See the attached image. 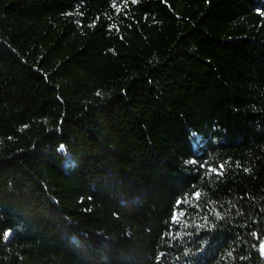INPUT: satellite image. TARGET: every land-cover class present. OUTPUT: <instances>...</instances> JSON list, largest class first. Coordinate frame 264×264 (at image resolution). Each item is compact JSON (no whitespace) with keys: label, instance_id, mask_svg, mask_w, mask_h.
Here are the masks:
<instances>
[{"label":"trees","instance_id":"16d2710c","mask_svg":"<svg viewBox=\"0 0 264 264\" xmlns=\"http://www.w3.org/2000/svg\"><path fill=\"white\" fill-rule=\"evenodd\" d=\"M262 245L264 0H0V264Z\"/></svg>","mask_w":264,"mask_h":264},{"label":"snow or ice","instance_id":"6c2138e0","mask_svg":"<svg viewBox=\"0 0 264 264\" xmlns=\"http://www.w3.org/2000/svg\"><path fill=\"white\" fill-rule=\"evenodd\" d=\"M132 2H136V0H132ZM261 250L264 251V245H262V249Z\"/></svg>","mask_w":264,"mask_h":264},{"label":"rangeland","instance_id":"374dc122","mask_svg":"<svg viewBox=\"0 0 264 264\" xmlns=\"http://www.w3.org/2000/svg\"><path fill=\"white\" fill-rule=\"evenodd\" d=\"M263 254H264V252H263Z\"/></svg>","mask_w":264,"mask_h":264}]
</instances>
